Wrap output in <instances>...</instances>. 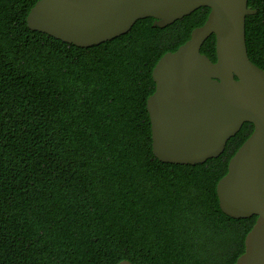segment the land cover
<instances>
[{
    "label": "trees",
    "instance_id": "obj_1",
    "mask_svg": "<svg viewBox=\"0 0 264 264\" xmlns=\"http://www.w3.org/2000/svg\"><path fill=\"white\" fill-rule=\"evenodd\" d=\"M37 1L0 0V264H234L256 217L222 213L216 185L253 126L217 158L167 164L146 110L154 66L210 10L78 48L28 28ZM248 8V57L264 70V0ZM200 52L216 61L214 35Z\"/></svg>",
    "mask_w": 264,
    "mask_h": 264
},
{
    "label": "water",
    "instance_id": "obj_2",
    "mask_svg": "<svg viewBox=\"0 0 264 264\" xmlns=\"http://www.w3.org/2000/svg\"><path fill=\"white\" fill-rule=\"evenodd\" d=\"M199 8L210 10L204 24L152 70L155 90L146 101L152 153L162 163L203 164L219 157L243 124H251L216 194L226 216L256 217L234 264H264V70L247 53L245 19L256 14L248 0H38L26 24L89 48L126 34L138 20L152 18L153 27L163 29ZM211 35L215 62L200 52Z\"/></svg>",
    "mask_w": 264,
    "mask_h": 264
}]
</instances>
